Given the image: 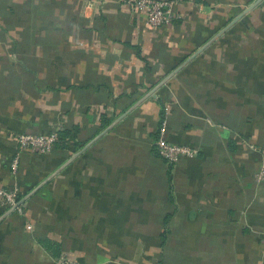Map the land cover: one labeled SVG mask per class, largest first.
<instances>
[{
  "label": "crops",
  "instance_id": "crops-1",
  "mask_svg": "<svg viewBox=\"0 0 264 264\" xmlns=\"http://www.w3.org/2000/svg\"><path fill=\"white\" fill-rule=\"evenodd\" d=\"M85 1L0 0V187L24 203H0V264H264V0L230 26L257 0H176L156 29ZM162 121L199 154L159 158ZM71 127L10 174L17 134Z\"/></svg>",
  "mask_w": 264,
  "mask_h": 264
},
{
  "label": "built area",
  "instance_id": "built-area-1",
  "mask_svg": "<svg viewBox=\"0 0 264 264\" xmlns=\"http://www.w3.org/2000/svg\"><path fill=\"white\" fill-rule=\"evenodd\" d=\"M95 3L94 0H86L84 7H90ZM123 4L131 11L142 14L146 24L156 29L172 23L176 15V0H123ZM55 129L48 134L19 133L15 136L16 151L9 163V171L13 176L19 169V158L22 151H29L38 155H46L53 149L54 143L58 139V131ZM166 122L162 121L159 127L158 136L155 140V151L159 158L169 165H175L181 159L196 157L199 154L197 147L173 143L167 140ZM256 182H264V160L258 166L254 173ZM18 188L15 185L11 187H0V203L11 210L22 213L24 203L18 198ZM54 264H80L72 260L67 254H60L54 258Z\"/></svg>",
  "mask_w": 264,
  "mask_h": 264
},
{
  "label": "trees",
  "instance_id": "trees-1",
  "mask_svg": "<svg viewBox=\"0 0 264 264\" xmlns=\"http://www.w3.org/2000/svg\"><path fill=\"white\" fill-rule=\"evenodd\" d=\"M77 129H78L77 127H71V128L59 130L58 131V139L54 143L52 150L67 148L69 146V143L73 142L74 138L76 137V134L78 131ZM154 151H155V145H154ZM155 153H156V151H155Z\"/></svg>",
  "mask_w": 264,
  "mask_h": 264
},
{
  "label": "water",
  "instance_id": "water-1",
  "mask_svg": "<svg viewBox=\"0 0 264 264\" xmlns=\"http://www.w3.org/2000/svg\"><path fill=\"white\" fill-rule=\"evenodd\" d=\"M260 0H257L256 2H254L253 4H251L250 6H248L240 15H238L237 17H235L233 20H232V22H230L229 24H228V26H230L231 24H233L234 22H236L238 19H240L245 13H247L249 10H251L253 7H254V5L257 3V2H259ZM227 26V27H228ZM225 30V28L222 30V32ZM201 51V49H199L196 53H198V52H200Z\"/></svg>",
  "mask_w": 264,
  "mask_h": 264
}]
</instances>
